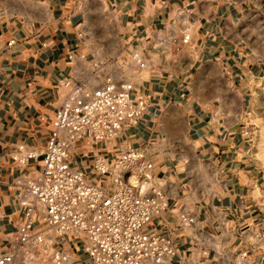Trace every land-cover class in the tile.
<instances>
[{
	"label": "crops",
	"instance_id": "1",
	"mask_svg": "<svg viewBox=\"0 0 264 264\" xmlns=\"http://www.w3.org/2000/svg\"><path fill=\"white\" fill-rule=\"evenodd\" d=\"M248 2L0 0V254L18 240L22 182L43 168L62 83L94 90L111 79L132 84L147 109L112 142H77L72 168L98 183L97 156L144 151L168 202L145 232L174 242L166 264H208L222 250L264 264V168L246 110L264 60L238 35ZM29 153L26 165L15 161ZM182 214L195 223L183 226ZM50 236L53 249L90 264L75 236Z\"/></svg>",
	"mask_w": 264,
	"mask_h": 264
},
{
	"label": "built area",
	"instance_id": "2",
	"mask_svg": "<svg viewBox=\"0 0 264 264\" xmlns=\"http://www.w3.org/2000/svg\"><path fill=\"white\" fill-rule=\"evenodd\" d=\"M190 37L185 34L182 42L188 43ZM138 63L145 66L141 60ZM62 86L65 93L50 121L43 168L22 182L19 202L24 220L18 240L0 254V264H16L18 251L45 246L50 235L75 236L90 264H166L177 252L174 242L145 232L168 207L147 154L119 147L111 160L97 156L98 183L90 182L84 171L70 163L77 142L109 143L138 124L147 109V97L132 96V84L111 79L94 90L72 80ZM34 157L29 153L15 161L23 166ZM181 223L191 227L195 218L182 214ZM51 256L54 264L78 261L64 250L52 249Z\"/></svg>",
	"mask_w": 264,
	"mask_h": 264
},
{
	"label": "rangeland",
	"instance_id": "3",
	"mask_svg": "<svg viewBox=\"0 0 264 264\" xmlns=\"http://www.w3.org/2000/svg\"><path fill=\"white\" fill-rule=\"evenodd\" d=\"M247 5V10L239 24L238 35L248 44L250 52L254 50L255 54L264 60V0H249ZM97 85L98 81L92 80L88 86L95 88ZM246 110L249 113L247 122L254 137V153L264 168V78L251 81ZM53 237L50 236L51 239ZM52 249L48 240L45 246L26 249V253L22 250L18 251L16 263L54 264L51 256ZM76 263L80 262L76 261ZM208 264H253V262L240 252L222 250Z\"/></svg>",
	"mask_w": 264,
	"mask_h": 264
}]
</instances>
